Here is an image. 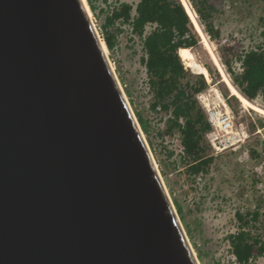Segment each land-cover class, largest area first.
Returning <instances> with one entry per match:
<instances>
[{"label":"water","instance_id":"95a60500","mask_svg":"<svg viewBox=\"0 0 264 264\" xmlns=\"http://www.w3.org/2000/svg\"><path fill=\"white\" fill-rule=\"evenodd\" d=\"M105 48L82 0H0V264H199Z\"/></svg>","mask_w":264,"mask_h":264},{"label":"rangeland","instance_id":"374dc122","mask_svg":"<svg viewBox=\"0 0 264 264\" xmlns=\"http://www.w3.org/2000/svg\"><path fill=\"white\" fill-rule=\"evenodd\" d=\"M138 1L86 0L105 47L107 45L102 32L105 18L120 3L126 2L135 7ZM187 1L195 12L190 1ZM210 2L215 9L212 31L201 25L198 16L197 20L230 80L223 64L225 57L234 55L236 58L237 53L264 48V0ZM194 26L200 44L190 50L209 76L194 72L185 64L183 55L180 57L192 75H202L205 79L206 87L196 94V99L208 120L207 107L215 95L212 90L216 89L225 108L232 115L234 127L245 137L244 142L217 152L208 138L212 131L210 126L203 142L212 160L205 173L195 176L187 172V167L181 161L182 147L178 132L167 130L168 115L165 112L151 109L152 96L146 83L145 67L141 62L144 51L141 39L132 33L130 25L116 21L109 29L115 44L111 51L107 49L108 56L151 148L172 202L175 208L177 204L181 208V213L177 212L178 216L200 264H239L227 240V235L239 226L235 215L237 211L243 214L255 210L260 212L259 219L250 222V225L253 224L252 233L264 239V113L245 106L238 95L231 92ZM149 29L148 26L146 31ZM223 49L229 56H226ZM233 66L238 69L239 61L234 60ZM208 69H212L213 73ZM252 103L264 108L263 98H257ZM139 118L143 120L145 129ZM247 264H264V256H255Z\"/></svg>","mask_w":264,"mask_h":264},{"label":"trees","instance_id":"16d2710c","mask_svg":"<svg viewBox=\"0 0 264 264\" xmlns=\"http://www.w3.org/2000/svg\"><path fill=\"white\" fill-rule=\"evenodd\" d=\"M189 1L201 25L212 31L215 9L210 0ZM116 21L130 25L132 33L141 39L144 51L141 62L152 96L150 107L155 112H165L168 115L167 130L178 132L181 161L187 172L195 176L205 173L212 160L203 142L210 125L196 94L204 90L206 82L202 75H192L179 55V49H193L200 44L190 16L180 0H139L135 7L126 2L120 3L102 24L103 37L110 51L115 43L109 29ZM148 26L150 29L146 31ZM225 51L223 49L229 56ZM234 60L239 61L238 69L233 66ZM223 64L232 84L244 97L252 102L257 98L264 99V48L237 53L236 58L234 55L225 57ZM208 71L213 73L212 69ZM139 121L145 129L143 120L139 118ZM176 209L180 214L178 204ZM235 215L239 226L227 235V240L235 261L247 264L255 256H264V239L252 233L253 224L250 225V222L259 219L260 212L255 210L243 214L237 211Z\"/></svg>","mask_w":264,"mask_h":264},{"label":"built area","instance_id":"2783aa9c","mask_svg":"<svg viewBox=\"0 0 264 264\" xmlns=\"http://www.w3.org/2000/svg\"><path fill=\"white\" fill-rule=\"evenodd\" d=\"M214 97L211 99L210 105L207 107V121L212 127V131L208 134V138L214 145L217 152H222L244 142L243 133L234 127L232 115L225 108V103L216 89L212 90ZM217 143V146L215 144Z\"/></svg>","mask_w":264,"mask_h":264},{"label":"bare ground","instance_id":"6f19581e","mask_svg":"<svg viewBox=\"0 0 264 264\" xmlns=\"http://www.w3.org/2000/svg\"><path fill=\"white\" fill-rule=\"evenodd\" d=\"M82 1L84 2L85 6H86V8H87V10H88V13H89V15H90V17H91V19H92V14H91L90 9L88 8V5H87V3H86V0H82ZM181 1H182V4L184 5V7H185V9H186V11H187V13H188V15L190 16V18H191L193 24L195 25L197 31L200 33V35H201V37H202V41L205 43V46L208 48V50H209L210 53L212 54L213 59L215 60V63L218 65L219 70H220V72H221V74H222V76H223L222 78H223L224 81L228 84V86H229L231 92H232L233 94L238 95V97L241 99V102H242L245 106L252 107V108H254V109L257 110V111H260V112L264 113V108H262V107H260L259 105L254 104V103H252L251 101H249V100H248L246 97H244L239 91H237V89L232 85V83L230 82L231 80H229V79L227 78V75L225 74V72H224V70H223L221 64L219 63V60H218L217 56L214 54V52H213V50H212V47H211V44L209 43L208 39L206 38V36H205V34H204V32H203V29H202L200 23H199L198 20H197V15H196V13L190 8V5L188 4V1H187V0H181ZM92 21H93V20H92ZM93 24H94V26H95V28H96V25H95L94 22H93ZM96 29H97V28H96ZM104 44H105V43L103 42V45H104ZM107 49H108V48H107V46H106L105 50L107 51V55H108V50H107ZM179 50H180V49H179ZM179 54H180V56L183 55L182 57H183V60L185 61V64H186L188 67H191V68L193 69L194 72H196V73H201V74L203 73V74H205L207 77L209 76L207 70H206L201 64H199V63L195 60V58H194V56H193V54H192V51H191L189 48H186V49H182V50H180V51H179ZM107 57H108L109 65H110V67H111V69H112V71H113V73H114V75H115V74H116V71H115L114 67L112 66V63H111V61H110L109 56H107ZM117 78H118V77H117ZM118 81H119V79H118ZM119 83H120V81H119ZM120 85H121V84H120ZM121 87H122V86H121ZM127 99H128V98H127ZM128 101H129V100H128ZM131 110H132V112H133L132 107H131ZM166 188H167V187H166ZM192 248H193V247H192ZM197 259H198V258H197ZM198 263L200 264L199 260H198Z\"/></svg>","mask_w":264,"mask_h":264},{"label":"crops","instance_id":"0c3cea01","mask_svg":"<svg viewBox=\"0 0 264 264\" xmlns=\"http://www.w3.org/2000/svg\"><path fill=\"white\" fill-rule=\"evenodd\" d=\"M182 49H186V48H181L180 50H182ZM180 50H179V51H180Z\"/></svg>","mask_w":264,"mask_h":264},{"label":"clouds","instance_id":"9594fccd","mask_svg":"<svg viewBox=\"0 0 264 264\" xmlns=\"http://www.w3.org/2000/svg\"><path fill=\"white\" fill-rule=\"evenodd\" d=\"M186 10V9H185Z\"/></svg>","mask_w":264,"mask_h":264}]
</instances>
